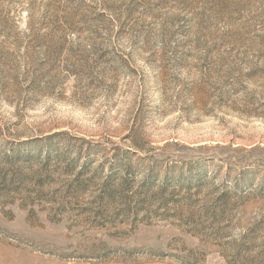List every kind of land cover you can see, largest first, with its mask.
<instances>
[{
	"label": "rangeland",
	"instance_id": "rangeland-1",
	"mask_svg": "<svg viewBox=\"0 0 264 264\" xmlns=\"http://www.w3.org/2000/svg\"><path fill=\"white\" fill-rule=\"evenodd\" d=\"M5 175L0 264H264V0H0Z\"/></svg>",
	"mask_w": 264,
	"mask_h": 264
},
{
	"label": "trees",
	"instance_id": "trees-1",
	"mask_svg": "<svg viewBox=\"0 0 264 264\" xmlns=\"http://www.w3.org/2000/svg\"><path fill=\"white\" fill-rule=\"evenodd\" d=\"M10 181H11V179L7 175H5L4 177H0V191L3 189L2 187H4V186L8 187Z\"/></svg>",
	"mask_w": 264,
	"mask_h": 264
}]
</instances>
